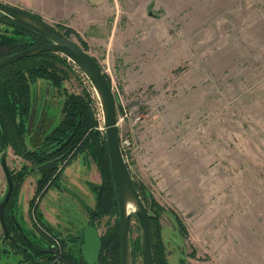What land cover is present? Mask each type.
<instances>
[{"label":"rangeland","instance_id":"rangeland-1","mask_svg":"<svg viewBox=\"0 0 264 264\" xmlns=\"http://www.w3.org/2000/svg\"><path fill=\"white\" fill-rule=\"evenodd\" d=\"M53 7L42 18L71 29L110 81L124 159L149 219L159 225L168 264H264V0H94L91 11H81L87 16ZM2 35L27 43L17 51L38 44L0 18ZM58 67L66 70L63 79L29 80L28 108L17 116L26 150L48 157L45 165L56 173L38 193L43 165L9 143L0 147L11 173L24 165L30 171L6 217L43 247L48 241L39 230L75 237L88 212L101 237L120 239L109 156L113 207L98 201L108 175L104 180L90 132L86 146L59 144L75 134L78 101L92 111L97 140L105 138L98 96L79 69ZM6 188L0 164V201ZM45 217L59 229L42 226ZM140 241L132 213V264H142ZM15 247L4 242L0 226V264H27Z\"/></svg>","mask_w":264,"mask_h":264},{"label":"trees","instance_id":"trees-1","mask_svg":"<svg viewBox=\"0 0 264 264\" xmlns=\"http://www.w3.org/2000/svg\"><path fill=\"white\" fill-rule=\"evenodd\" d=\"M0 18L2 20H7L8 23L15 28L16 34L28 32L30 33L34 39L36 40V43L41 44L43 42H46L47 39L42 34L28 28L27 26L20 24L10 18H6L1 14ZM56 28H58L60 31L64 32L65 35L71 36V29L62 30L58 25H56ZM16 40L15 38H7L6 35L0 36V49L6 46L11 47V51L14 50L12 53L16 52L19 47L25 46L27 43L23 41H13ZM10 41V42H7ZM32 46V44L28 45ZM85 50H87L86 45H81ZM25 48V47H24ZM23 49V48H21ZM19 49V50H21ZM16 50V51H15ZM18 50V51H19ZM3 52V50H0V54ZM10 53V54H12ZM9 55V54H8ZM7 55L1 54L0 58L5 57ZM62 64L64 67H72L74 72H79L78 68H75V65L69 61L65 56L53 52V51H43L38 54L23 57L20 60L13 62L10 65L3 66L0 68V72H2V81L0 79V147H2L5 144H10L13 147V150L22 156H26L25 158L28 159V161H31L33 164L34 162H38L42 164L43 166L40 168L41 174L40 179L38 182V193L45 191V183H47L49 180H51L56 170L54 167H52L50 164L45 165V160L48 159V157L45 156H39L36 155L38 151H27L24 147V135H22V130L20 129L17 121V116L19 114L24 115L28 108V82L30 79H32L33 76H40V77H46L48 79H51L53 81H57L58 78L63 79L66 77V70L64 68H59L58 65ZM45 66V67H44ZM26 69L27 74L23 72ZM80 73V72H79ZM109 81V79H108ZM110 84V81H109ZM111 85V84H110ZM80 100V99H79ZM82 101V100H80ZM77 106H79L78 114L79 118L74 121L72 124L73 130L72 133L75 132L72 137H65L63 140H61L60 145H64L66 148L73 149V147L79 145L86 146L87 145V134L89 133L90 136H93V140L88 137V140H92L91 142L95 146V156L97 157L99 163L101 164V172L102 177L105 180V177L108 175V181H105L102 188L101 193L99 195L98 201H103L104 205L114 206L116 205V201L114 199V189L112 184H110V175H109V163H108V154H107V145L105 143L106 140H104V136L102 137V141L97 140L99 137V132L95 130V118L92 116V111L89 110L86 102L77 103ZM88 108V109H87ZM67 133V132H64ZM71 133V134H72ZM86 139V141H84ZM22 170L14 175L12 173V181H13V189L10 194V200L7 204V210L13 201V199L17 196V192L20 187V182L22 181V178L24 179L26 175H28L29 168L28 165H24L21 168ZM107 180V179H106ZM44 189V190H43ZM102 194V195H101ZM103 203H101L102 205ZM158 211L162 208L158 206ZM94 214V212H92ZM7 226L9 228V231H15L16 240H12V246H16L15 248H18V250L22 251L21 245L19 248V243L17 242V239H20L19 241L25 244L26 246V260L29 261V264H45L46 262H40L39 258L46 253V251L42 250L39 247L35 246H29L31 245L28 243V237L24 230H22L19 226H15L16 222H14L11 218L6 217ZM150 223V232H151V238H153L154 242L151 243L152 245V253H153V260L154 264H168L165 256V251L163 247V243L159 240V225L156 220L149 219ZM20 228V229H19ZM40 231V230H39ZM42 234H44V231H40ZM113 234V233H112ZM109 233L108 236L102 237V246H101V262L103 264H120V254H119V246H120V239H119V233H115L112 235ZM45 235V234H44ZM112 235V236H111ZM46 237V236H45ZM16 241V242H14ZM51 242V241H50ZM64 242V241H63ZM133 244V243H132ZM133 253L135 251V246H132ZM68 257V258H67ZM54 257H51L50 260H52ZM61 260L67 259V264H81V255L76 256L73 252L63 253L61 254L60 258ZM47 261V260H46ZM82 263L86 264L82 261Z\"/></svg>","mask_w":264,"mask_h":264},{"label":"water","instance_id":"water-1","mask_svg":"<svg viewBox=\"0 0 264 264\" xmlns=\"http://www.w3.org/2000/svg\"><path fill=\"white\" fill-rule=\"evenodd\" d=\"M0 13L28 28L42 34L47 41L41 44L23 48L10 55L0 58V68L43 51H53L68 58L89 80L95 90L103 115V125L110 169L118 204V220L120 232L121 264H132L130 244V217L134 213L139 222L141 238L142 264H154L149 214L139 195L129 173L120 146L117 124V103L111 85L96 58L79 43L41 16L29 10L13 6L0 0ZM1 167L8 185L4 198L0 202V225L5 238H12L4 219V208L12 191V177L4 156L1 157ZM131 205L132 213L128 211ZM20 229V228H19ZM81 251L88 264H97L101 241L97 228L87 224L82 232Z\"/></svg>","mask_w":264,"mask_h":264},{"label":"flooded vegetation","instance_id":"flooded-vegetation-1","mask_svg":"<svg viewBox=\"0 0 264 264\" xmlns=\"http://www.w3.org/2000/svg\"><path fill=\"white\" fill-rule=\"evenodd\" d=\"M10 55V54H9ZM6 159V158H5ZM0 161H1V159H0ZM1 164V163H0ZM11 173V172H10ZM11 177H12V173H11ZM6 178V177H5ZM7 183V182H6ZM7 188H8V185H7ZM7 188H6V191H7ZM12 189H13V181H12ZM6 191H5V193H6ZM12 192V191H11ZM5 195V194H4ZM4 195H3V197H2V199L4 198ZM2 199H1V201H2ZM9 200H10V196H9V199H8V201H7V203H6V205H5V208H4V219L6 220V212H7V204H8V202H9ZM0 201V202H1ZM28 205H29V199H28ZM83 206H86V203L84 202L83 203ZM88 214H89V219H88V222H86L85 223V220H84V225H83V227H81V233H78L77 232V230H78V228H76V236L75 237H67V238H64V237H62V236H59L58 234H56V233H49V231L47 230V229H42V231H44V234H42L40 231H39V233H40V236H41V238H43V240L45 239V241L47 240L48 241V244L47 245H45L44 247L43 246H38V245H36L35 244V242H33V240L35 239V238H33V236L32 237H28V243H30L31 245H29V246H35V247H39V248H41L42 250H44V251H46V253H44L40 258H39V260H40V262H46L45 264H67V262H68V260L67 259H65V260H61V259H59L60 258V256H61V254L63 255V253H64V255H65V253H68V252H73L74 253V255H76V256H79V255H81V264H84V263H82V261L83 262H85L86 264H88V262H86L85 261V259L83 258V255H82V251H81V244H82V242H83V236H82V232H83V229H84V227L87 225V224H92V222L91 221H93V214H92V212H88ZM29 216V218H30V215H28ZM91 220V221H90ZM41 224H42V226H44V227H46V228H48V229H55V226H56V223H51L50 221H48V220H46V219H42L41 220ZM7 225V224H6ZM16 225L17 226H19V224L18 223H16ZM55 225V226H54ZM1 226V225H0ZM8 227V226H7ZM57 228H58V225L56 226ZM59 229V228H58ZM98 231V230H97ZM99 234V233H98ZM46 236V237H45ZM99 237H100V241H101V246H102V237L99 235ZM3 239H4V235H3ZM33 239V240H32ZM12 240H14V238L12 237V238H5L4 239V242H8V243H10L11 245H12ZM51 241V242H50ZM64 241V242H63ZM19 245H21V247H22V249H24V250H22V251H20L21 252V254H22V259H21V261L22 262H25V263H27V264H29V261H27L25 258H26V247H28V246H26L25 244H19ZM24 245V246H23ZM100 253H101V248H100V251H99V254H98V258H97V264H103L102 262H101V259H100V257H101V255H100ZM51 257H54L52 260H50V258ZM68 258V257H67ZM47 260V261H46Z\"/></svg>","mask_w":264,"mask_h":264},{"label":"crops","instance_id":"crops-1","mask_svg":"<svg viewBox=\"0 0 264 264\" xmlns=\"http://www.w3.org/2000/svg\"><path fill=\"white\" fill-rule=\"evenodd\" d=\"M8 4L13 6H17L26 10H30L31 12H38L39 16H45V12L42 13L41 11H45L53 5H57L61 11H69L70 13H75L76 16H87L88 13H82L81 11L87 12L88 10L91 11L93 8V1L94 0H2ZM54 8V7H53ZM64 14V13H63ZM29 191L28 199L31 195L32 188L29 184ZM22 189V188H21ZM26 201V209H28ZM47 220L48 218L45 217ZM20 225V224H19Z\"/></svg>","mask_w":264,"mask_h":264},{"label":"bare ground","instance_id":"bare-ground-1","mask_svg":"<svg viewBox=\"0 0 264 264\" xmlns=\"http://www.w3.org/2000/svg\"><path fill=\"white\" fill-rule=\"evenodd\" d=\"M130 208H131V205L128 206V211L130 210ZM129 212H130V211H129Z\"/></svg>","mask_w":264,"mask_h":264}]
</instances>
